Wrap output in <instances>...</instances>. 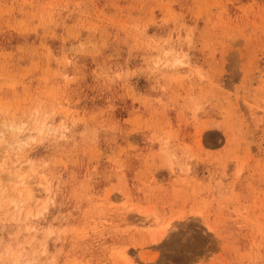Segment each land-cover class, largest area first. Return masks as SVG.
I'll return each instance as SVG.
<instances>
[{"label": "rangeland", "instance_id": "rangeland-1", "mask_svg": "<svg viewBox=\"0 0 264 264\" xmlns=\"http://www.w3.org/2000/svg\"><path fill=\"white\" fill-rule=\"evenodd\" d=\"M0 264H264V0H0Z\"/></svg>", "mask_w": 264, "mask_h": 264}, {"label": "bare ground", "instance_id": "bare-ground-1", "mask_svg": "<svg viewBox=\"0 0 264 264\" xmlns=\"http://www.w3.org/2000/svg\"><path fill=\"white\" fill-rule=\"evenodd\" d=\"M18 177H19V176H18ZM20 178H23V177L21 176ZM23 180H24V179H22L21 181H19V183H18V184H21V185H22V183H24V181H23ZM25 182H26V181H25ZM25 184H26V183H25ZM25 184H24V185H25ZM21 185H20V186H21ZM22 186H23V185H22ZM26 190H27V191H29V189H26ZM29 192H30V191H29ZM29 192H28V193H29ZM166 227H167V226H166Z\"/></svg>", "mask_w": 264, "mask_h": 264}]
</instances>
